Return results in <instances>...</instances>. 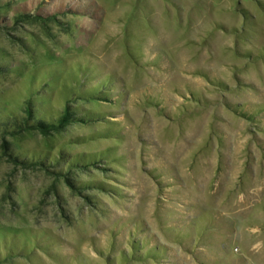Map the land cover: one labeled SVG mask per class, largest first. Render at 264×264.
<instances>
[{"label":"rangeland","instance_id":"374dc122","mask_svg":"<svg viewBox=\"0 0 264 264\" xmlns=\"http://www.w3.org/2000/svg\"><path fill=\"white\" fill-rule=\"evenodd\" d=\"M53 1L0 0V115L93 117L0 132V264H264V0Z\"/></svg>","mask_w":264,"mask_h":264},{"label":"trees","instance_id":"16d2710c","mask_svg":"<svg viewBox=\"0 0 264 264\" xmlns=\"http://www.w3.org/2000/svg\"><path fill=\"white\" fill-rule=\"evenodd\" d=\"M36 2L35 3H30L29 6H32L34 4H39V1L40 0H35ZM28 3H24V9H25V6L27 5ZM45 3H43L42 5L39 4V9L36 10V13L35 16H37L38 18L40 17H43V15L41 14L40 11H43V10H47V8L49 7H42V6H46L44 5ZM54 6V9L56 8H59L60 10H62L63 6L65 5V2L63 0H54L52 2V4ZM29 10V7L28 9L26 8V11ZM57 10V9H56ZM25 14H29L28 12H25L23 15ZM48 14H51L50 10H49V13ZM55 14V13H54ZM85 74V73H84ZM99 84L95 85V86H91L90 88H87L85 91H84V94H82V96H94L95 93H92L91 94V90L93 89H98L99 91V87H98ZM78 88L80 86H77ZM78 88H77V91H74L72 93H66L64 90L62 92V97L63 99L65 100V103H64V106L62 107V110L60 112H56L54 115H51V112L49 111H46L48 113H44V111L42 110L40 112V114L36 115L33 113L32 111V106H30V103H28V106L26 107V112L28 113L27 117L28 118H24L22 120H20L19 118H17L15 115L12 116V115H9L10 113L0 117V132H10V131H14V130H18V128L20 127H28V128H37L40 132L42 133H47L51 130H56L58 128H60L61 126L71 122V121H74V120H78V121H81L82 119L86 118L87 116H92V113L90 114H87L85 112L83 113H78L77 110L75 108H73V104H72V100L74 98H71V99H68L70 98L72 95L74 96L75 94H78L79 91H78ZM63 89V88H62ZM29 102V101H28ZM93 155H97V154H89V158H87V160L89 161H93L95 158H92L91 157ZM99 155V153H98ZM19 155H15V158H19L18 157ZM38 159L36 160L35 157L32 155L31 157H28V159L30 161H28L27 163L31 162V161H38L40 163H43V161L45 160V156H39L37 157ZM23 159V158H21ZM20 159V160H21ZM78 159V158H77ZM27 159L23 160L24 162L26 161ZM43 160V161H42ZM74 161V160H73ZM77 162V161H76ZM32 163V162H31Z\"/></svg>","mask_w":264,"mask_h":264}]
</instances>
